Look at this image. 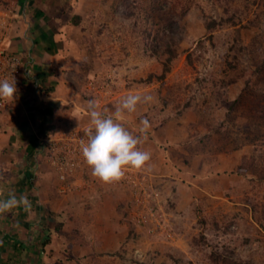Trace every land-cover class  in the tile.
Returning <instances> with one entry per match:
<instances>
[{"label":"rangeland","instance_id":"1","mask_svg":"<svg viewBox=\"0 0 264 264\" xmlns=\"http://www.w3.org/2000/svg\"><path fill=\"white\" fill-rule=\"evenodd\" d=\"M97 1L66 22L85 49L75 88L109 115L129 94L151 95L123 121L151 159L112 183L78 174L66 193L54 187V207L34 192L31 213L0 214V264H264V0ZM20 5L0 0V27ZM168 44L177 54L162 77ZM95 188L110 190L96 209ZM42 209L51 232L37 258L15 244L33 243ZM18 218L32 225L11 228Z\"/></svg>","mask_w":264,"mask_h":264},{"label":"crops","instance_id":"2","mask_svg":"<svg viewBox=\"0 0 264 264\" xmlns=\"http://www.w3.org/2000/svg\"><path fill=\"white\" fill-rule=\"evenodd\" d=\"M18 1L21 4L19 18L13 22L5 46L21 56L23 71L15 78V98L4 99V106L0 108V182L1 186H5L4 182L8 184L4 189L0 187V196L5 199L15 194L18 199L21 196L29 198L27 208L21 204L25 214L32 212L30 207L34 192L39 194L43 206L54 207L59 199L54 183L37 167L41 166L40 162H36L41 160L40 136L64 126L62 122L67 116L74 126L82 130L90 125L89 100L81 98L74 85L82 81L76 75L83 68L79 58L85 55V49L76 45L68 24H72L75 16H79L78 24L82 23L90 12L85 6L93 7L98 1ZM65 6L71 11L67 18L64 17ZM76 49L79 53L75 56ZM123 123L128 130H138L136 126ZM26 170L34 173L32 182ZM95 189L97 193L93 194L94 199L90 203L94 209L100 203V195L110 192L108 188L105 193L101 192L102 189ZM29 224L32 225L31 220L18 218L11 228L27 227Z\"/></svg>","mask_w":264,"mask_h":264},{"label":"clouds","instance_id":"3","mask_svg":"<svg viewBox=\"0 0 264 264\" xmlns=\"http://www.w3.org/2000/svg\"><path fill=\"white\" fill-rule=\"evenodd\" d=\"M17 92L15 80H0V99H14ZM153 97L148 94H129L115 105L112 114L99 110L95 101H89L90 125L85 130L87 142H81V151L87 164L92 168V174L105 183L121 180L128 167L142 169L151 159L148 151L139 147L143 143L141 136L129 131L123 121L126 113L136 111L139 103H148ZM141 132H146L149 122L142 121ZM26 196L19 199L10 194L7 200L0 199V214L10 212L13 208L29 206Z\"/></svg>","mask_w":264,"mask_h":264},{"label":"built area","instance_id":"4","mask_svg":"<svg viewBox=\"0 0 264 264\" xmlns=\"http://www.w3.org/2000/svg\"><path fill=\"white\" fill-rule=\"evenodd\" d=\"M9 32L10 27L6 25L0 27V80L7 79L11 82L23 71V61L20 55L9 51L5 46ZM4 103V99H0V108ZM87 140L85 130L75 126H67L40 136V163L46 164L53 172L57 193L69 191L73 187V177L78 174L83 179L84 175L92 174V168L87 164L81 151V142L86 143ZM130 168L132 167L126 170ZM132 183L135 186L140 184L137 176L132 179Z\"/></svg>","mask_w":264,"mask_h":264},{"label":"trees","instance_id":"5","mask_svg":"<svg viewBox=\"0 0 264 264\" xmlns=\"http://www.w3.org/2000/svg\"><path fill=\"white\" fill-rule=\"evenodd\" d=\"M78 19H79V16H75L73 18V20H72L73 24L77 25L78 22H79V21L77 22ZM165 52L168 53L169 55L167 56V58L165 60V63L163 64L164 65L163 66V72L161 74L162 77L168 70V66L166 65L167 62L170 61L171 59H173L176 56V54H177L176 53V49L175 48H171L169 44L166 46ZM39 161H40L39 159L36 160V162H38V163H39ZM26 172H27V176H28L30 182H32L34 180V178H35L34 173L29 171V170H26ZM16 197L18 199V196H16ZM7 199H8V197H5L4 200H7ZM16 209H17V211L20 214H24L22 205L16 207ZM46 218H49V212L47 210H43L42 209L39 212V215L37 216V218L35 220V223H34V226L36 227V230H37V234L34 236L33 243L30 246H27L26 243H24L21 240H18V241H16V244H15L18 250H20V249L21 250L22 249H28L30 252H32V254H35V256L37 258L39 257L40 252L43 250L44 246L48 243V240L50 238L49 237L50 232H51L50 228L48 227V225H46V223L43 222V220L46 219ZM41 219H43V220L41 221ZM30 226L31 225L29 224V226L24 227L23 229H28ZM58 229H59V226L55 227V230H58ZM29 251H27V252H29ZM27 264H38V262L34 263V261H29V262H27Z\"/></svg>","mask_w":264,"mask_h":264}]
</instances>
